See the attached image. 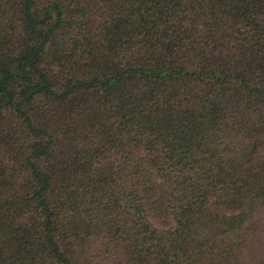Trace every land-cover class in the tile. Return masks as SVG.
<instances>
[{
	"label": "trees",
	"instance_id": "1",
	"mask_svg": "<svg viewBox=\"0 0 264 264\" xmlns=\"http://www.w3.org/2000/svg\"><path fill=\"white\" fill-rule=\"evenodd\" d=\"M0 264H264V0H0Z\"/></svg>",
	"mask_w": 264,
	"mask_h": 264
},
{
	"label": "rangeland",
	"instance_id": "2",
	"mask_svg": "<svg viewBox=\"0 0 264 264\" xmlns=\"http://www.w3.org/2000/svg\"><path fill=\"white\" fill-rule=\"evenodd\" d=\"M168 221H169V223L171 222L169 219L167 220V223H168ZM157 225H159V224H157ZM159 226H161V225H159Z\"/></svg>",
	"mask_w": 264,
	"mask_h": 264
}]
</instances>
